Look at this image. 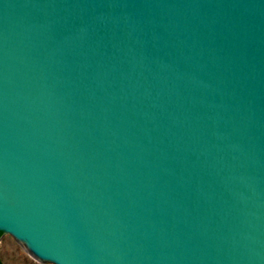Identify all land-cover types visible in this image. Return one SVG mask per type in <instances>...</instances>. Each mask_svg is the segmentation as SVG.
Returning a JSON list of instances; mask_svg holds the SVG:
<instances>
[{"label": "water", "instance_id": "water-1", "mask_svg": "<svg viewBox=\"0 0 264 264\" xmlns=\"http://www.w3.org/2000/svg\"><path fill=\"white\" fill-rule=\"evenodd\" d=\"M0 229L54 264H264V0H0Z\"/></svg>", "mask_w": 264, "mask_h": 264}, {"label": "rangeland", "instance_id": "rangeland-1", "mask_svg": "<svg viewBox=\"0 0 264 264\" xmlns=\"http://www.w3.org/2000/svg\"><path fill=\"white\" fill-rule=\"evenodd\" d=\"M0 259L3 264H54L35 257L11 233L4 234L0 241Z\"/></svg>", "mask_w": 264, "mask_h": 264}, {"label": "trees", "instance_id": "trees-1", "mask_svg": "<svg viewBox=\"0 0 264 264\" xmlns=\"http://www.w3.org/2000/svg\"><path fill=\"white\" fill-rule=\"evenodd\" d=\"M4 233V231H0V236ZM0 264H3L1 259H0Z\"/></svg>", "mask_w": 264, "mask_h": 264}, {"label": "flooded vegetation", "instance_id": "flooded-vegetation-1", "mask_svg": "<svg viewBox=\"0 0 264 264\" xmlns=\"http://www.w3.org/2000/svg\"><path fill=\"white\" fill-rule=\"evenodd\" d=\"M0 231H3V230L0 229ZM3 236H4V233L0 236V241L3 238Z\"/></svg>", "mask_w": 264, "mask_h": 264}]
</instances>
